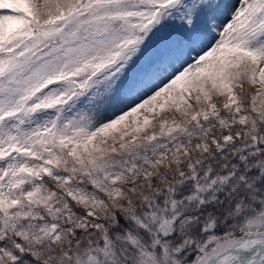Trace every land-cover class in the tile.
<instances>
[{"label": "snow or ice", "instance_id": "1", "mask_svg": "<svg viewBox=\"0 0 264 264\" xmlns=\"http://www.w3.org/2000/svg\"><path fill=\"white\" fill-rule=\"evenodd\" d=\"M0 264H264V0H0Z\"/></svg>", "mask_w": 264, "mask_h": 264}]
</instances>
